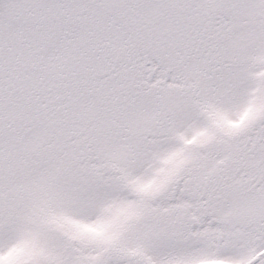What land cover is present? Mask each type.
<instances>
[{
    "label": "snow or ice",
    "instance_id": "obj_1",
    "mask_svg": "<svg viewBox=\"0 0 264 264\" xmlns=\"http://www.w3.org/2000/svg\"><path fill=\"white\" fill-rule=\"evenodd\" d=\"M0 264H264V0H0Z\"/></svg>",
    "mask_w": 264,
    "mask_h": 264
}]
</instances>
